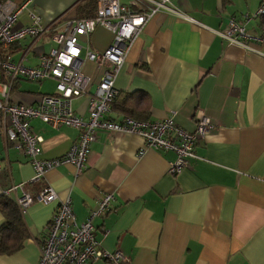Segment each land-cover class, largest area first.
I'll return each instance as SVG.
<instances>
[{
  "label": "crops",
  "instance_id": "1",
  "mask_svg": "<svg viewBox=\"0 0 264 264\" xmlns=\"http://www.w3.org/2000/svg\"><path fill=\"white\" fill-rule=\"evenodd\" d=\"M79 1L31 0L28 10L60 30L75 19L73 6ZM259 1L171 0L176 12L159 11L147 20L115 79L107 113L111 119L120 120L126 112L149 120L172 117L191 131L198 110L210 118L213 128L195 144L188 166L171 174L174 152L143 148L141 138L131 133L99 130L82 171L63 163L49 169L39 184L27 186L36 190L47 183L59 200L68 197L76 223L84 221L102 194H112L109 210L92 223L105 249L129 257L117 264H264V42L250 41L249 50L217 33L229 18L255 11ZM29 21L27 11L18 17L19 24ZM262 25L264 18H254L245 30L264 37ZM111 37L97 27L79 38L81 71L93 83L100 68L84 59L85 51L103 50ZM55 46L47 32L0 46V56L35 66L38 53ZM45 82L16 79L9 97L34 104L41 94L55 92V82ZM87 104L84 95L72 107L86 118ZM29 124L43 139L40 156L45 159L63 155L78 137L74 127L53 128L38 118ZM33 174L28 158L6 142L0 127V196ZM11 193L12 201L20 195ZM56 204L34 202L26 208L27 237L19 250L0 254V264L36 263ZM4 220L0 210V226Z\"/></svg>",
  "mask_w": 264,
  "mask_h": 264
},
{
  "label": "built area",
  "instance_id": "2",
  "mask_svg": "<svg viewBox=\"0 0 264 264\" xmlns=\"http://www.w3.org/2000/svg\"><path fill=\"white\" fill-rule=\"evenodd\" d=\"M30 1L17 3L14 0H0V46L8 47L25 37L37 39L47 32L56 46L38 53V64L35 66L12 62L6 55L0 56L1 133L7 143L23 152L34 172L28 182L11 185L2 193L8 196L11 192H20V195H15L13 202L22 215L34 202L48 204L57 200L39 245L35 264H86L95 260L125 263L129 259L125 253L120 250L109 251L95 238L92 223L93 218L109 210L112 194H102L84 221L76 223L68 197L59 200L47 183L36 190H29L27 186L39 184L49 169L63 163L72 164L76 172L82 171L90 143L99 130L131 133L141 138L143 148L174 152L175 159L169 167L171 174H177L188 166L189 160L195 157V144L213 128L210 118L202 111L195 113L191 131L180 127L172 117L140 120L125 115L120 120H114L107 116L115 96V79L144 24L156 12L175 13L176 10L171 0H96L94 16L67 21L60 30H53L52 25H45L40 17L28 10ZM23 11H27L30 19L27 24L18 23ZM183 18L197 24L189 17ZM254 18H264V0L259 1L253 13L243 14L241 19L229 18L217 33L228 42L250 50V41L264 42V37L249 34L245 30V24ZM97 27L109 30L112 37L103 50L85 51L84 59L100 68L99 77L93 83L81 71L79 38L87 37ZM19 78L33 82L52 79L55 81V92L41 94L34 104L13 102L9 91L13 81ZM92 84L95 85L93 90L90 89ZM84 95L88 96L86 118L76 114L72 107L73 100ZM32 118H38L53 128H77L78 137L63 155L42 158L43 139L30 130L29 121Z\"/></svg>",
  "mask_w": 264,
  "mask_h": 264
},
{
  "label": "trees",
  "instance_id": "3",
  "mask_svg": "<svg viewBox=\"0 0 264 264\" xmlns=\"http://www.w3.org/2000/svg\"><path fill=\"white\" fill-rule=\"evenodd\" d=\"M75 19L90 18L95 15L96 0H81L73 6ZM123 111H126L121 104ZM126 116H131L140 120H147L146 115L134 116L126 112ZM0 210L5 217L0 226V254H10L22 247L23 241L27 237V228L14 202L4 193L0 196Z\"/></svg>",
  "mask_w": 264,
  "mask_h": 264
},
{
  "label": "rangeland",
  "instance_id": "4",
  "mask_svg": "<svg viewBox=\"0 0 264 264\" xmlns=\"http://www.w3.org/2000/svg\"><path fill=\"white\" fill-rule=\"evenodd\" d=\"M254 12V11H253ZM252 12V13H253ZM83 55H84V53H83ZM51 80V79H50ZM46 82H45V84H47V85H50V86H52L53 85V82L52 81H54V80H52L51 82L50 81H47V80H45ZM55 82V81H54ZM37 83H39V82H37Z\"/></svg>",
  "mask_w": 264,
  "mask_h": 264
}]
</instances>
